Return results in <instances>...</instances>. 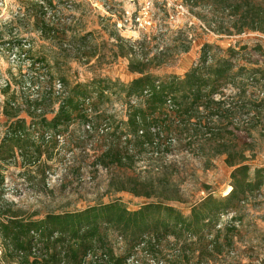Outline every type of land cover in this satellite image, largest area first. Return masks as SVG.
Listing matches in <instances>:
<instances>
[{"label": "trees", "instance_id": "16d2710c", "mask_svg": "<svg viewBox=\"0 0 264 264\" xmlns=\"http://www.w3.org/2000/svg\"><path fill=\"white\" fill-rule=\"evenodd\" d=\"M183 1L199 10L194 14L210 33L264 36V0ZM246 49L205 44L198 63L184 75L164 78L152 72L161 66L160 57L131 54L128 69L137 75L134 80L77 82L66 89L52 117L45 106L51 99L45 97L33 100L27 108L32 113L22 116L21 104L9 95L7 85V130L0 142V161L14 160L19 153L25 167H43V157L51 160L65 144L63 130L73 123L92 124L96 131L106 126L110 118L96 121L101 107L110 94L123 96L125 118L112 116V132L106 126L99 140L103 150L93 165L112 168V194L128 193L147 202L130 210L115 199L34 220L1 201L0 264H206L214 256L221 258L227 250L222 240L227 244L237 238L240 222L235 216L217 229L221 215L236 213L264 188V163L253 165L255 148L248 142L254 130L264 138V68L241 63ZM229 86L236 88V98H226ZM176 149L200 158L205 169L224 157L231 169L230 193L220 198L209 193L193 203L188 214L174 206L182 202L183 183L179 165L169 159ZM3 181L0 172V185Z\"/></svg>", "mask_w": 264, "mask_h": 264}, {"label": "rangeland", "instance_id": "374dc122", "mask_svg": "<svg viewBox=\"0 0 264 264\" xmlns=\"http://www.w3.org/2000/svg\"><path fill=\"white\" fill-rule=\"evenodd\" d=\"M126 8L135 11L115 0H0V142L7 130L3 114L7 85L9 95L21 104L22 116L27 111L32 113L27 108L33 100L45 97L51 99L45 106L50 110L48 117H52L60 99L54 91L57 80L62 81L65 89L94 78L127 84L137 77L128 69L134 55L160 57L161 66L152 72L161 78L184 75L198 63L205 44L222 49L247 47L239 58L241 63L255 62L264 68L263 35L226 37L210 33L194 14L199 10L191 9L183 0H154L152 26L146 30L138 29L132 18H126ZM236 94L234 86L225 89L226 98H236ZM126 108L123 96L110 94L96 121L110 118L105 122L110 133L112 116L124 120ZM242 120L246 121V117ZM239 122L238 118L235 127ZM95 129L92 126L88 130L75 122L63 130L65 142L61 139V143L65 144L58 147L51 160L43 157V167L22 166L19 153L14 160L0 161L4 177L0 208L1 201H5L19 215L40 220L49 213L84 210L115 199H121L130 210L141 207L147 202L144 198L112 194V168L93 165L103 150L99 145L102 134ZM239 135L244 137L245 132ZM248 142L255 148L253 165H261L264 138L254 130ZM169 159L179 165L183 182L182 202L173 205L185 214L209 193L225 197L231 187V169L225 165L224 157L215 158L208 169L202 166L200 158L178 149ZM234 216L240 219L237 238L227 244L223 239L229 251L223 249L221 258L214 256L206 264H260L264 260V188L261 194L240 204ZM223 219L220 218L219 225L227 218ZM2 255L0 245V258Z\"/></svg>", "mask_w": 264, "mask_h": 264}, {"label": "built area", "instance_id": "2783aa9c", "mask_svg": "<svg viewBox=\"0 0 264 264\" xmlns=\"http://www.w3.org/2000/svg\"><path fill=\"white\" fill-rule=\"evenodd\" d=\"M118 3L125 4L129 7V9H135L134 12H131L125 9V15L126 18L130 17L132 18V22L134 25L141 30H146V28H150L152 25H150L151 16L153 15V8H154V0H115ZM163 1H170V0H163ZM15 56V55H14ZM16 57V56H15ZM54 91L59 98H64L67 94V90L64 87V84L62 81L57 80V82L54 85ZM53 91V92H54ZM52 94V93H49ZM217 100L220 99L219 96L216 97ZM39 113L42 112L41 109L38 110ZM92 124H87L86 128L88 130H91ZM106 126H103L99 129L100 134H104L107 129H105ZM153 132H157V129H153ZM234 216V213H230L229 215H221V220H224L223 218H227L223 224H218L217 229L222 230L225 226V224L230 221ZM238 223H236L237 225ZM238 227V226H237ZM171 240H173L171 238ZM144 245H142L143 248ZM230 254L234 255L233 252H230ZM131 263H133V260H131Z\"/></svg>", "mask_w": 264, "mask_h": 264}, {"label": "bare ground", "instance_id": "6f19581e", "mask_svg": "<svg viewBox=\"0 0 264 264\" xmlns=\"http://www.w3.org/2000/svg\"><path fill=\"white\" fill-rule=\"evenodd\" d=\"M231 191V187L228 189V191L226 192V195L229 194Z\"/></svg>", "mask_w": 264, "mask_h": 264}, {"label": "crops", "instance_id": "0c3cea01", "mask_svg": "<svg viewBox=\"0 0 264 264\" xmlns=\"http://www.w3.org/2000/svg\"><path fill=\"white\" fill-rule=\"evenodd\" d=\"M186 72H187V71H186ZM186 72H185V73H186ZM182 75H183V74H182Z\"/></svg>", "mask_w": 264, "mask_h": 264}]
</instances>
